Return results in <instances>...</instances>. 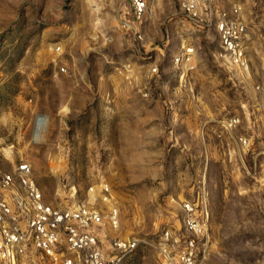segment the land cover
Wrapping results in <instances>:
<instances>
[{
    "label": "rangeland",
    "instance_id": "1",
    "mask_svg": "<svg viewBox=\"0 0 264 264\" xmlns=\"http://www.w3.org/2000/svg\"><path fill=\"white\" fill-rule=\"evenodd\" d=\"M236 4L248 67L221 60L214 26L179 0H148L141 38L122 27L128 0H0V172L29 161L60 206L107 183L121 221L101 233L140 241L124 264H165L161 231L205 186L204 264H264V0L218 2ZM182 45L194 58L175 103Z\"/></svg>",
    "mask_w": 264,
    "mask_h": 264
},
{
    "label": "built area",
    "instance_id": "2",
    "mask_svg": "<svg viewBox=\"0 0 264 264\" xmlns=\"http://www.w3.org/2000/svg\"><path fill=\"white\" fill-rule=\"evenodd\" d=\"M218 2L179 0V6L188 19L214 26L221 60L248 67L250 32L242 5L220 7ZM128 3L129 16L123 19L122 27L141 38L148 0ZM193 58L194 47L188 45H182L172 57L179 72L175 103L187 87L186 66ZM152 71L158 72V67ZM240 121L234 115L218 118L217 124L228 130ZM240 142L250 144L245 137H240ZM206 193L203 186L196 197L185 199L177 219L179 225L173 223L161 231L156 247L165 264L205 263L210 219ZM120 221L118 202L107 183L94 185L82 199L60 206L45 200L29 161L21 160L12 171L0 172V264H124L138 248L139 239L101 233L103 228L118 230Z\"/></svg>",
    "mask_w": 264,
    "mask_h": 264
}]
</instances>
